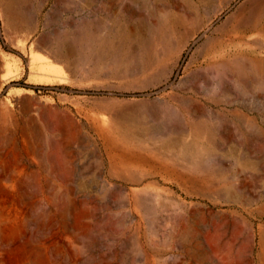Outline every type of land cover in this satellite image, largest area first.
Instances as JSON below:
<instances>
[{
  "label": "rangeland",
  "instance_id": "1",
  "mask_svg": "<svg viewBox=\"0 0 264 264\" xmlns=\"http://www.w3.org/2000/svg\"><path fill=\"white\" fill-rule=\"evenodd\" d=\"M235 56L264 58V0H0V264H264Z\"/></svg>",
  "mask_w": 264,
  "mask_h": 264
},
{
  "label": "bare ground",
  "instance_id": "2",
  "mask_svg": "<svg viewBox=\"0 0 264 264\" xmlns=\"http://www.w3.org/2000/svg\"><path fill=\"white\" fill-rule=\"evenodd\" d=\"M254 1L251 2V4H253ZM241 12V11H240ZM85 31V30H84ZM160 35V34H159ZM83 36L86 37V38H90V34L89 32H84L83 33ZM160 37V36H159ZM161 38V37H160ZM85 40V38H84ZM160 40V39H159ZM59 38H58V42H59ZM89 41V40H88ZM242 54V53H241ZM51 57H53L54 59H58L60 58L59 54H58V51L57 50H52L51 51ZM243 55V54H242ZM238 56V55H237ZM235 56V57H237ZM121 57L119 56V58H117L118 60L120 59ZM244 57L240 56V57H237V58H233L232 59V63H231V66L230 65H225V64H222L221 67L217 70L216 72V75L221 77L222 79L223 78H226V79H233L232 76L235 75V82L237 83V85L240 87V88H244V84L246 83V78H245V71L247 69L250 70V72L252 73H258L260 76H262V78L258 79L256 81V79L254 80L255 82H257V84L259 85H264V58H257V59H243ZM115 59V58H113ZM116 62V61H115ZM251 76V75H250ZM255 77V76H254ZM218 79V78H217ZM219 80V79H218ZM252 80V79H251ZM253 81V80H252ZM219 82V81H218ZM222 83V82H221ZM220 83V84H221ZM11 172V171H10ZM8 172V171H3L0 173V179L1 180H5V179H8L10 178V175L11 173ZM16 173V171H15Z\"/></svg>",
  "mask_w": 264,
  "mask_h": 264
},
{
  "label": "water",
  "instance_id": "3",
  "mask_svg": "<svg viewBox=\"0 0 264 264\" xmlns=\"http://www.w3.org/2000/svg\"><path fill=\"white\" fill-rule=\"evenodd\" d=\"M144 95H149V94H152V92H149V93H143Z\"/></svg>",
  "mask_w": 264,
  "mask_h": 264
}]
</instances>
